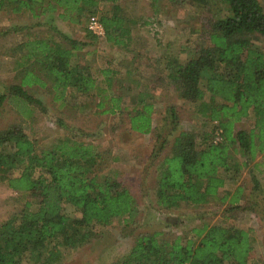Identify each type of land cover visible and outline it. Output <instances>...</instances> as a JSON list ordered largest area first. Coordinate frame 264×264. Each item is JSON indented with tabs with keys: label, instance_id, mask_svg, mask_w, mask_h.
I'll use <instances>...</instances> for the list:
<instances>
[{
	"label": "trees",
	"instance_id": "obj_1",
	"mask_svg": "<svg viewBox=\"0 0 264 264\" xmlns=\"http://www.w3.org/2000/svg\"><path fill=\"white\" fill-rule=\"evenodd\" d=\"M120 1L0 0V12L28 11L37 18L57 11L59 17L73 23H85L97 16L103 38L128 50L132 33L120 14ZM169 1H192L201 9L213 2ZM219 1L226 13L210 23L208 45H199L196 55L186 59L165 54L169 84L183 100L194 104L197 114L215 124L202 135L180 130L170 142L162 138L158 151L170 145V152L157 166L154 194L156 205L163 210L206 204L243 168L251 176L252 190L264 192V53L255 43L259 38L264 40V6L259 0ZM53 32L60 40L48 32L27 37L10 49L9 55L15 56L19 65L12 76L14 82L8 86L13 98L39 103L26 90L32 85L49 84L55 100L65 98L68 90L89 95L96 88L90 65L78 59L86 41ZM85 37L98 39L86 28ZM100 73L109 85L115 70L102 68ZM135 88L137 100L129 115L130 127L146 134L153 127L154 105L147 101L146 87L142 91L136 83ZM5 96L0 95V104ZM107 97L100 98L98 107L109 100L103 112L119 111L121 96ZM168 111L170 135L177 129L178 118L173 106ZM250 115L252 128H236ZM154 129L162 131L164 126ZM217 130L222 136L219 142L214 141L213 132ZM6 145L9 152L4 149ZM107 157V152L73 135L39 149L13 126L1 129L0 181L14 190L32 193L37 207L30 209L31 202L26 201L18 214L0 221V264H57L65 250L88 243L96 226H106L121 217L132 219L137 212L136 199L116 171L103 173ZM227 195L220 200L227 201L229 210L242 206L240 189L229 198ZM188 232L191 236H176L171 241L163 238L161 231L140 233L115 264H249L256 240L251 227H237L224 219L211 225L202 222Z\"/></svg>",
	"mask_w": 264,
	"mask_h": 264
},
{
	"label": "rangeland",
	"instance_id": "obj_2",
	"mask_svg": "<svg viewBox=\"0 0 264 264\" xmlns=\"http://www.w3.org/2000/svg\"><path fill=\"white\" fill-rule=\"evenodd\" d=\"M259 1L264 6V0ZM120 5V14L131 27L132 40L128 50L108 43L103 36H97L96 41L87 39L88 21L73 23L59 17L57 11L37 18L28 11L0 12V95H6L0 104V130L13 126L32 139L39 149L51 147L66 135L93 144L98 150L107 152V167L103 173L108 169L116 171L137 203V212L132 219L121 217L106 226H96L88 243L65 250L57 264H115L129 251L140 233L161 231L162 237L171 241L176 236H191L188 231L202 222L211 225L224 219L237 227L253 229L256 240L249 264H264V192L249 191L252 183L243 184L242 206L232 210L227 201L218 196L198 207L163 210L155 203V172L159 162L170 152V145L158 151L162 138L166 137L170 142L180 130L202 135L204 131H211L215 124L197 114L194 104L183 100L175 86L169 84L164 70L165 54L186 59L196 55L195 49L199 45H208L210 23L226 13L223 4L213 0L210 8L201 9L192 1L121 0ZM108 6L101 4V7ZM55 30L86 41L78 59L81 64L90 65L97 79L96 88L89 95L68 90L65 98L55 100L49 84L32 85L26 90L39 103H23L13 98L8 94V86L14 82L12 76L19 65L16 57L9 55L10 49L27 37L48 32L60 40L53 32ZM255 43L264 53V40L259 38ZM102 68L115 70L109 85L100 73ZM136 83L140 90L145 87L149 90L147 101L154 105L153 127L146 134L130 127L129 115L137 100ZM104 95L108 99L120 95V110L114 114L103 112L109 106V100L101 107L97 103ZM170 106L174 107L178 121L176 131L168 135L170 123L166 118ZM162 126V131L154 129ZM252 126V115L236 124V128L245 130ZM4 149L9 152L10 146L6 145ZM244 171L235 176L243 179ZM257 176L263 177L259 173ZM240 177L236 183L240 182ZM26 201L31 202L30 209H36L37 198L32 193L14 190L6 181H0V221L18 214Z\"/></svg>",
	"mask_w": 264,
	"mask_h": 264
},
{
	"label": "crops",
	"instance_id": "obj_3",
	"mask_svg": "<svg viewBox=\"0 0 264 264\" xmlns=\"http://www.w3.org/2000/svg\"><path fill=\"white\" fill-rule=\"evenodd\" d=\"M243 170H245L244 168H243ZM245 176H244V178L242 179L240 176V182H238V183H236L238 180H237V178L239 179V177H236V176H234V178L233 179H228L226 182H225V184H224V186L219 190V194H218V196L219 197H222V196H224L226 193H228V195H227V198H229V197H231V195L236 191V189H240L241 190V197H243V195L245 194L244 193V186L245 185H243V184H246L247 183V181L248 182H250V183H252L251 182V176H250V174L248 173V170L246 169L245 171ZM243 172V173H244ZM236 177V178H235ZM233 181V182H232ZM232 182V183H231ZM253 185V184H252ZM230 186V187H229ZM247 186V185H246ZM231 188V189H230ZM249 191H254V190H252V186L250 187L249 186ZM212 198V197H211ZM215 198V197H214ZM240 202H241V200H240ZM250 258V257H249Z\"/></svg>",
	"mask_w": 264,
	"mask_h": 264
},
{
	"label": "built area",
	"instance_id": "obj_4",
	"mask_svg": "<svg viewBox=\"0 0 264 264\" xmlns=\"http://www.w3.org/2000/svg\"><path fill=\"white\" fill-rule=\"evenodd\" d=\"M88 30L91 31L96 36H103L104 30L102 24L100 23L97 16H91L88 20ZM221 131H215L214 141L219 142L222 140V136L220 135Z\"/></svg>",
	"mask_w": 264,
	"mask_h": 264
}]
</instances>
